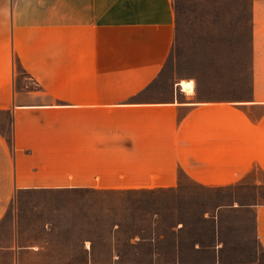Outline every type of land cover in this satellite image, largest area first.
<instances>
[{"label":"crops","instance_id":"obj_1","mask_svg":"<svg viewBox=\"0 0 264 264\" xmlns=\"http://www.w3.org/2000/svg\"><path fill=\"white\" fill-rule=\"evenodd\" d=\"M250 21L254 49L264 0H251ZM174 34L173 0H0V264H60L23 261L37 246L18 242L20 196L264 175L256 55L247 98H201L180 79L150 97ZM216 208L248 214L259 253L230 262L217 243L208 260L169 264H264V201Z\"/></svg>","mask_w":264,"mask_h":264},{"label":"rangeland","instance_id":"obj_2","mask_svg":"<svg viewBox=\"0 0 264 264\" xmlns=\"http://www.w3.org/2000/svg\"><path fill=\"white\" fill-rule=\"evenodd\" d=\"M175 34L161 73L148 88L163 97L186 78L201 98L250 96L252 56L264 73V31L252 49L251 0H173ZM264 82V81H263ZM253 169L236 183L113 191L36 192L18 198L23 261L60 264H169L208 260L220 243L223 260L251 258L246 212L220 204L264 201V175ZM227 209V208H226Z\"/></svg>","mask_w":264,"mask_h":264},{"label":"bare ground","instance_id":"obj_3","mask_svg":"<svg viewBox=\"0 0 264 264\" xmlns=\"http://www.w3.org/2000/svg\"><path fill=\"white\" fill-rule=\"evenodd\" d=\"M179 85L184 88V89H192L193 88V83H192V80L190 79H186V78H181L179 80Z\"/></svg>","mask_w":264,"mask_h":264}]
</instances>
